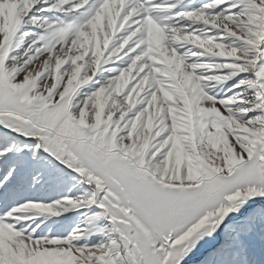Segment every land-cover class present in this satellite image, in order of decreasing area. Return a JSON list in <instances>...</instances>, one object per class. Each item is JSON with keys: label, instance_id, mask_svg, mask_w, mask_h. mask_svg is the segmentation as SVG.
I'll list each match as a JSON object with an SVG mask.
<instances>
[{"label": "snow or ice", "instance_id": "1", "mask_svg": "<svg viewBox=\"0 0 264 264\" xmlns=\"http://www.w3.org/2000/svg\"><path fill=\"white\" fill-rule=\"evenodd\" d=\"M264 264V0H0V264Z\"/></svg>", "mask_w": 264, "mask_h": 264}, {"label": "rangeland", "instance_id": "2", "mask_svg": "<svg viewBox=\"0 0 264 264\" xmlns=\"http://www.w3.org/2000/svg\"><path fill=\"white\" fill-rule=\"evenodd\" d=\"M195 258H197V257H194L193 260L189 262V264H195V262H196V260H197V259L194 260Z\"/></svg>", "mask_w": 264, "mask_h": 264}, {"label": "water", "instance_id": "3", "mask_svg": "<svg viewBox=\"0 0 264 264\" xmlns=\"http://www.w3.org/2000/svg\"><path fill=\"white\" fill-rule=\"evenodd\" d=\"M197 258H195L194 260H196Z\"/></svg>", "mask_w": 264, "mask_h": 264}]
</instances>
